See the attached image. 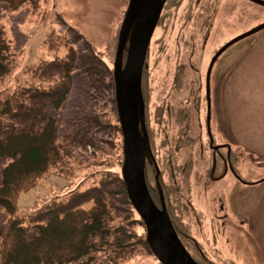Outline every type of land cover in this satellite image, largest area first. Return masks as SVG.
Returning <instances> with one entry per match:
<instances>
[{
    "label": "rangeland",
    "instance_id": "1",
    "mask_svg": "<svg viewBox=\"0 0 264 264\" xmlns=\"http://www.w3.org/2000/svg\"><path fill=\"white\" fill-rule=\"evenodd\" d=\"M207 1L217 13L207 30L202 55L207 62L205 67L196 64L195 74L187 68L188 80L184 82L178 71L182 44L178 22L188 2L184 10L179 3L172 25L166 31L158 29L151 40V117L156 106L167 100L175 110H182L184 120L180 124L175 115L165 116L162 127L156 126L155 145H168L159 149V162L165 164L169 156L174 159L172 181L184 208L179 236L192 250L202 248L216 264H264V29L231 45L225 53L227 63L218 61L210 80L211 133L217 144L229 146L233 169L244 183L236 179L206 182L211 151L203 89L209 51L263 26L264 7L249 0ZM128 2L36 0V5L29 3L16 11L0 2V28L10 44L6 62L10 72L0 81V109L13 93L27 107L2 115V121L15 126L16 132H37L36 116L52 117L58 125L57 143L71 151L65 159L68 178L51 176L20 199L30 236L52 215L91 209L101 195L110 212V233L92 236L90 254L70 264H160L146 242L145 225L128 199L126 186H121L123 135L111 59ZM192 31L193 25L187 34ZM70 48L76 53L74 61ZM66 62H71L70 84ZM66 90V100L56 109L54 103ZM12 131L1 132L0 138ZM8 162L0 156V185ZM165 180L172 184L169 172ZM219 205L223 213L217 211ZM234 210H245V217H238ZM217 214L226 217L219 220ZM8 218L0 207V227ZM117 251L127 255L118 259Z\"/></svg>",
    "mask_w": 264,
    "mask_h": 264
},
{
    "label": "trees",
    "instance_id": "2",
    "mask_svg": "<svg viewBox=\"0 0 264 264\" xmlns=\"http://www.w3.org/2000/svg\"><path fill=\"white\" fill-rule=\"evenodd\" d=\"M0 2L7 3L12 11H16L29 3L36 5V0H0ZM4 34V30L0 28V81L10 72L6 63L10 44L7 43ZM117 43L113 50L111 63H114ZM70 52L74 61L76 53L73 48H70ZM148 59L149 53L142 78L146 127L153 157L160 171L159 183L163 191L164 203L172 224L179 235L178 226L181 227L183 223L181 215H183L184 208L175 181H172L171 173L174 159L169 156L165 160V164L159 162V149L168 145L164 142L165 140H163L162 145H155V140L159 135L155 133V129L156 126L162 127L165 116L172 119L175 115L177 123H184L183 112L182 110H175V107L171 104L168 105L166 100L156 106L154 117H151L150 66ZM70 64L71 62L64 64L68 84L71 83ZM32 90L34 89H28L27 91L32 92ZM67 93L68 90L54 103L56 109L61 108L66 100ZM25 110H27V107L22 103L18 94L15 93L0 109V133L8 129L13 130L3 139L0 138V156L9 160L2 171L0 185V207L6 211L9 217L7 222L0 227V264H70L90 254L91 248H93L90 244L92 236L98 233L101 235L110 233V212L103 198L104 195H101L95 199L91 209H76L63 215H52L47 224L36 226V234L33 237L30 236V227L24 223V218L21 215L20 199L24 194L39 187L43 181L51 176L68 178L65 177L69 175L65 159L71 157V151L57 143L58 125L56 119L52 117H44L39 113L36 116V120L40 125L37 132H16L15 126L2 121V115L20 113ZM160 134H162L161 131ZM168 172L172 184H167L165 180ZM156 173L155 165L147 162V185L154 201L160 206V194L155 179ZM121 186L124 188L123 182H121ZM51 206H56V203L51 202ZM137 216L139 215L137 214ZM114 254L118 259L127 255L118 251Z\"/></svg>",
    "mask_w": 264,
    "mask_h": 264
},
{
    "label": "water",
    "instance_id": "3",
    "mask_svg": "<svg viewBox=\"0 0 264 264\" xmlns=\"http://www.w3.org/2000/svg\"><path fill=\"white\" fill-rule=\"evenodd\" d=\"M264 7L263 0H249ZM166 0H129L119 31L113 80L121 132L123 135L122 181L134 210L146 229V242L160 264H199L180 240L168 215L159 183V169L153 157L146 127L145 102L142 90L143 72L149 45ZM264 29L260 26L225 45L210 62L207 71V132L211 133L210 80L218 56L240 39ZM156 167L159 207L153 200L146 180V163Z\"/></svg>",
    "mask_w": 264,
    "mask_h": 264
},
{
    "label": "flooded vegetation",
    "instance_id": "4",
    "mask_svg": "<svg viewBox=\"0 0 264 264\" xmlns=\"http://www.w3.org/2000/svg\"><path fill=\"white\" fill-rule=\"evenodd\" d=\"M182 2L181 7H185V3L188 2V6L183 13V15L179 18V32H180V40L182 41V44L179 42V45H181V48L179 49V77L183 78V81L185 82L187 79L186 72L187 68H192V71H194V74L197 72L196 64L200 63L202 67H205L206 60L205 58L202 59L203 52L206 50V39L208 37L207 30L211 26V19L212 15L216 16V7L213 6L211 3L207 0H166V3L164 5V8L162 10L159 22L155 28L154 33L158 29L167 30L168 26L172 25V22L170 20H174L175 13L178 11L179 3ZM185 2V3H184ZM128 6V5H127ZM127 6L124 10L127 9ZM196 9V10H195ZM124 16V15H123ZM170 21V22H169ZM193 25V31L187 34V31L189 30V27ZM229 41H225L221 44H218L215 48L209 51V63L206 65L207 68L205 70L204 74V94H205V100L207 98V91H206V80H207V71L209 64L213 57L216 56V54L229 43ZM200 42V43H198ZM199 47L197 48V46ZM228 48H226L216 59L215 64L218 61H221L222 64L227 63V53ZM181 53V54H180ZM204 60V63L202 64V61ZM193 63V64H192ZM214 64V65H215ZM230 67L225 68L224 70V78L227 75ZM201 72V71H200ZM213 69L211 72L212 77ZM223 76V75H222ZM199 92V91H198ZM207 102V100H206ZM206 129H207V115H206ZM208 134V132H207ZM208 147L210 148L211 155L209 157L210 161V172L209 176L207 172L205 173V179L206 182H211L210 184H219L222 181L229 180V179H236L237 181H241V183L245 182L243 177L235 170L233 169V159L230 152V148L226 143H220L217 144L215 140L213 139L212 146L210 145V138L208 135ZM262 182V181H260ZM218 212L223 213L224 207L222 205L218 206L217 209ZM234 213H237V216L240 217V215L245 217V210L240 212V210H234ZM226 217V214H217L216 218L219 220H223ZM185 247L187 248L188 252L193 256V258L199 263V264H216L208 258V256L205 254V251L202 248L196 247L191 249V246L188 245V242L184 240L183 236H179ZM210 261V262H209Z\"/></svg>",
    "mask_w": 264,
    "mask_h": 264
}]
</instances>
